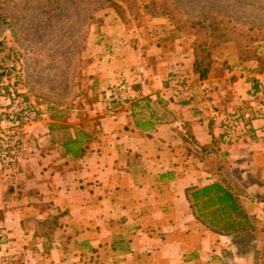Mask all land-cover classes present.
<instances>
[{
	"label": "crops",
	"instance_id": "0c3cea01",
	"mask_svg": "<svg viewBox=\"0 0 264 264\" xmlns=\"http://www.w3.org/2000/svg\"><path fill=\"white\" fill-rule=\"evenodd\" d=\"M119 29L107 26L90 46L100 55L89 67L87 119L28 126L2 172L0 264H225L245 234L212 233L185 197L187 188L214 182L215 159L249 214L264 219L248 208L252 197L264 204V120L253 122V141L220 142L223 117L258 97L249 63L213 66L198 80L187 53L131 47ZM181 76L187 90L177 93ZM113 92L126 101L110 112ZM209 146L216 153L200 151Z\"/></svg>",
	"mask_w": 264,
	"mask_h": 264
},
{
	"label": "rangeland",
	"instance_id": "374dc122",
	"mask_svg": "<svg viewBox=\"0 0 264 264\" xmlns=\"http://www.w3.org/2000/svg\"><path fill=\"white\" fill-rule=\"evenodd\" d=\"M149 1L135 0L138 13L123 7L122 20L107 8L106 0H0V49L19 51L18 91L37 112L35 122L49 120L66 126L87 119L83 114L94 100L89 67L94 57L100 55L90 46L104 40L102 30L107 26L119 25L118 38L126 37L131 47L147 49L153 45L166 54L189 53L195 37L187 33L174 36L166 17H150L145 13ZM168 7L182 22L205 21L217 14L239 29H264V0H168ZM237 41H244V37L237 36ZM239 46L233 42L219 45L213 52L210 71L213 66L215 70L229 69L240 60L248 62L244 69L247 74H253L251 78H256L253 94L258 92L259 84L262 87V95L253 101L264 105V40L243 42ZM251 60L256 61L255 67ZM251 102L246 101L247 105L237 110L249 108ZM4 104L0 97V109ZM2 140L4 144L12 143L8 136L2 138L0 129V180L2 172L9 171L15 162L14 158L11 168L4 170L7 166L2 165ZM259 171V177L264 178V161ZM255 204L252 197L248 208L252 212L258 208L264 213V204L261 207L260 203ZM257 226L255 234L237 237L236 249L226 251L225 264L264 263V219L257 220Z\"/></svg>",
	"mask_w": 264,
	"mask_h": 264
},
{
	"label": "trees",
	"instance_id": "16d2710c",
	"mask_svg": "<svg viewBox=\"0 0 264 264\" xmlns=\"http://www.w3.org/2000/svg\"><path fill=\"white\" fill-rule=\"evenodd\" d=\"M107 8L112 9L123 20V7L131 13H138L135 0H106ZM150 17H166L173 35L187 33L195 37L190 51L191 72L198 80L207 79L213 63V52L221 44L233 42L240 48L241 43L264 40V29L243 30L233 27L230 21L220 15H212L208 20L182 22L168 7V0H150L144 7ZM237 36L244 41H237ZM178 79V78H177ZM177 79H174L176 82ZM201 152L216 153L214 146L201 147ZM199 151V152H200ZM214 182L203 187H190L185 197L195 220L220 236L250 235L257 231V220L243 206L241 194L234 190L226 178V166L219 159L214 160ZM258 178L264 182V178ZM56 227V223L52 228ZM255 236V235H254ZM264 264V263H263Z\"/></svg>",
	"mask_w": 264,
	"mask_h": 264
},
{
	"label": "built area",
	"instance_id": "2783aa9c",
	"mask_svg": "<svg viewBox=\"0 0 264 264\" xmlns=\"http://www.w3.org/2000/svg\"><path fill=\"white\" fill-rule=\"evenodd\" d=\"M20 54L15 48L0 49V97L5 104L0 109V129L2 138L8 136L12 140L7 144L2 140V165L6 169L15 158L16 153L22 147V135L26 128L36 123L38 114L19 95L17 79L20 74ZM185 77L178 78L173 83V88L179 92L187 90ZM179 95V94H178ZM253 96L262 95V87L258 85V92H252ZM125 98L121 92H113L108 95L109 111L112 112L124 103ZM255 120H264V105H257L252 102L250 107L241 111L235 110L224 116L220 122V142L225 146H234L244 137L251 138L259 129H254L252 124ZM264 134V130H260ZM3 237L0 235V245Z\"/></svg>",
	"mask_w": 264,
	"mask_h": 264
}]
</instances>
